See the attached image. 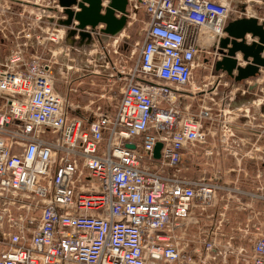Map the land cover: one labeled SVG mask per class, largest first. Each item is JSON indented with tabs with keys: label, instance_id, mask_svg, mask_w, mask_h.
<instances>
[{
	"label": "built area",
	"instance_id": "2783aa9c",
	"mask_svg": "<svg viewBox=\"0 0 264 264\" xmlns=\"http://www.w3.org/2000/svg\"><path fill=\"white\" fill-rule=\"evenodd\" d=\"M251 1L128 0L129 23L140 10L145 18L136 61L99 96L113 108L94 110L93 93L72 103L54 75L58 66L65 80L71 66L59 59L90 45L79 30L68 39L77 22L60 23L58 0H0V34L12 40L0 62V264H215L220 242L189 237L220 188L200 159L216 145L198 94L215 88L192 80L214 69L225 26ZM101 28L84 30L103 49ZM257 193L264 202V179ZM260 229L235 264H264Z\"/></svg>",
	"mask_w": 264,
	"mask_h": 264
},
{
	"label": "crops",
	"instance_id": "0c3cea01",
	"mask_svg": "<svg viewBox=\"0 0 264 264\" xmlns=\"http://www.w3.org/2000/svg\"><path fill=\"white\" fill-rule=\"evenodd\" d=\"M3 1L14 2L15 4L12 3V5H31L33 3V0H22L27 3H19L15 0ZM256 1L260 0L251 1L245 7L244 16H255L259 21L264 22V10L259 14L257 12V9L262 6L264 9V5L254 9L258 3ZM261 2H264V0ZM249 41L250 36L247 35V42ZM11 42L12 40L4 39L0 34V62L7 55ZM240 60L238 58L239 63ZM215 74L216 76L212 83V87L215 89L208 91L210 89L209 84L205 92L200 95L202 106L204 108H212L214 105H210L206 100L210 96L216 97L220 101L217 110L222 117L220 118L221 127L229 123L231 128L229 131L232 132L231 136H234V138L231 139V145L222 144L221 141H218L220 135H217V130L214 129L215 135L211 141L215 142L216 151L208 159H205L203 154H201L200 159L202 161L203 159L212 161V165L219 167L216 171L223 169L224 171H231V173L230 176H221L220 172L215 174L217 176V184L220 186L215 202L211 206L206 207L204 211H196L198 224L190 226L189 237L193 239L194 245H197L196 241L202 239L209 241L213 237L220 242V245H216L214 248V252L217 251V253H215L216 256L212 262L215 264H235L240 257L239 250H249L256 229H259V231L261 230L260 228L264 229V202L257 197L259 195L257 193L258 187L264 179V170L258 168L256 172H253V175H250L247 172L249 166L247 165L248 167H246L241 158L236 157L235 162L231 163L235 164L232 167L227 166L226 160L229 159V154L237 155L245 150V147L240 146L238 141L235 142V138H238L246 130L245 125L248 118H252L251 120L253 121L257 116L264 117V68L255 77L241 82H235L226 74L222 75L221 71H215ZM238 116L245 118L244 121L239 120ZM228 118L231 121H228ZM261 133H264V129L261 130ZM262 137L264 138V134ZM262 148L264 149V147ZM261 152L264 153V151ZM262 165L264 166V161ZM227 241H231V248L223 252L226 249L224 244Z\"/></svg>",
	"mask_w": 264,
	"mask_h": 264
},
{
	"label": "rangeland",
	"instance_id": "374dc122",
	"mask_svg": "<svg viewBox=\"0 0 264 264\" xmlns=\"http://www.w3.org/2000/svg\"><path fill=\"white\" fill-rule=\"evenodd\" d=\"M261 1L263 0L256 1L258 2L257 4L253 2L256 4L254 9L258 6L264 5V2ZM263 10V6L260 7V9H257L258 14L260 12L262 13ZM144 20L145 18L141 10L138 11L136 21L130 19L129 23L128 18L127 24L120 31V33L106 38L103 49L101 46L102 44L99 43L98 40L91 42L90 45L86 44L85 47L78 48L76 46L71 49L68 57L62 58V60L59 59V66L63 67L65 71L66 67L71 66V69L65 73V80H63V78L57 73L58 66L55 68L54 75L57 79L58 89L68 96L72 103H75L76 100H78L81 107L86 106L91 98L86 94L93 93V99L95 101L90 106L92 109L95 110L99 105L102 108L112 109V104L106 103L99 96L108 95L109 89L115 81L117 69L120 70L121 66H125L127 68L136 61L137 49L135 44L136 42L141 41V31L145 25ZM103 52H105V55H108L104 58L106 59L105 61H103L104 55H101ZM107 58L109 60L108 63ZM213 76H215L214 69L212 71L197 69L193 73L192 82L195 86H202L208 81H214ZM116 85L118 84H115V87ZM68 86L73 89H77L76 92H69L67 88ZM210 98L211 96L207 98L206 102L210 103V105H212V103L214 104V106H212V116L215 120L212 124L213 129L217 130V135H220L218 141H221L222 144L226 143V145H231V139H233L234 136H231L232 132L229 131L231 129L229 127L230 124L228 123L226 126L221 127L222 123L220 122V118L222 117L217 110L218 103L220 104V101L216 97H214V101H211ZM194 103H196V100ZM78 113H81V110H78ZM238 119L244 121L245 118L238 116ZM251 119L248 118V121H246V130L242 132L243 134L238 138H235V142L238 141L240 146L245 147V150L239 152L237 155L229 154L228 156L230 157H228L229 159H227L226 162L227 166L232 167L235 166V164H231L232 162H235V158H241L246 167L249 166L247 172L250 175H253V172H256L258 168L264 170V166L262 165L264 161V153L261 152L264 151L262 148L264 147V138L262 137L264 133H261V130L264 129V117L261 118L257 116L253 119V121ZM228 121L231 120L228 118ZM218 141L217 143L219 145ZM203 161H205V159H203ZM205 162L212 164V161L210 160ZM202 168L205 170V176H210L219 172L221 176H230L231 173V171H224L223 169H221V171H216L219 167L214 164L213 166L203 164Z\"/></svg>",
	"mask_w": 264,
	"mask_h": 264
},
{
	"label": "water",
	"instance_id": "95a60500",
	"mask_svg": "<svg viewBox=\"0 0 264 264\" xmlns=\"http://www.w3.org/2000/svg\"><path fill=\"white\" fill-rule=\"evenodd\" d=\"M107 1V6L103 8V0H58L66 15V19L60 23L71 26L73 21L77 22L67 33L68 39L79 30L80 42L90 40L91 34L84 28L89 26L94 29L100 24L103 25L101 32L104 35L115 36L120 33L127 23L128 0ZM224 32L225 36L219 40L217 49L221 59L215 62L214 69L224 72L235 82L259 74L260 69L264 68V22L255 16L234 18L227 23ZM247 35L250 36L249 42ZM238 58L244 65L238 62ZM126 146L134 147L132 144ZM161 146L160 142L156 143L153 151L155 158H159Z\"/></svg>",
	"mask_w": 264,
	"mask_h": 264
},
{
	"label": "flooded vegetation",
	"instance_id": "af4514ba",
	"mask_svg": "<svg viewBox=\"0 0 264 264\" xmlns=\"http://www.w3.org/2000/svg\"><path fill=\"white\" fill-rule=\"evenodd\" d=\"M80 43H88V44H90L91 43V39L90 40H83L82 42H80ZM200 95H202L201 93L200 94H198V96H200Z\"/></svg>",
	"mask_w": 264,
	"mask_h": 264
},
{
	"label": "bare ground",
	"instance_id": "6f19581e",
	"mask_svg": "<svg viewBox=\"0 0 264 264\" xmlns=\"http://www.w3.org/2000/svg\"><path fill=\"white\" fill-rule=\"evenodd\" d=\"M103 4H102V7L104 8V7H106L107 6V1L106 2H102ZM248 11V10H247ZM129 17H128V10H127V19H128Z\"/></svg>",
	"mask_w": 264,
	"mask_h": 264
}]
</instances>
